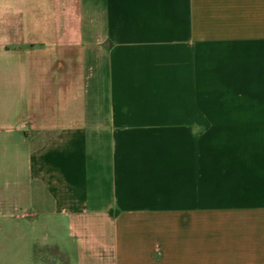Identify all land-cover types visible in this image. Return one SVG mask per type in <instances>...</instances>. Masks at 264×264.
Listing matches in <instances>:
<instances>
[{"label": "crops", "instance_id": "crops-1", "mask_svg": "<svg viewBox=\"0 0 264 264\" xmlns=\"http://www.w3.org/2000/svg\"><path fill=\"white\" fill-rule=\"evenodd\" d=\"M0 50L39 61L0 118L30 251L264 264V0H0Z\"/></svg>", "mask_w": 264, "mask_h": 264}, {"label": "rangeland", "instance_id": "rangeland-1", "mask_svg": "<svg viewBox=\"0 0 264 264\" xmlns=\"http://www.w3.org/2000/svg\"><path fill=\"white\" fill-rule=\"evenodd\" d=\"M3 52L0 50V118L9 117L10 110L15 117L20 115L21 109H10L5 106L6 102L18 100L24 103L25 93H21V90L25 87L26 80L32 77H25L22 73L32 69V64L39 61H28L19 54L15 56V53H12L10 56L9 53L4 55ZM36 66L40 67L38 64ZM29 222L26 217L0 215V264H58L63 259L54 246L56 242L53 240L56 239L52 237L49 239V246L40 240L34 251H30L32 239L41 234H35Z\"/></svg>", "mask_w": 264, "mask_h": 264}]
</instances>
